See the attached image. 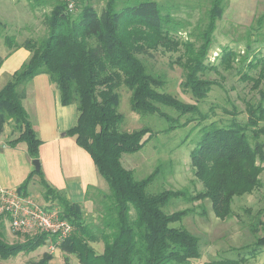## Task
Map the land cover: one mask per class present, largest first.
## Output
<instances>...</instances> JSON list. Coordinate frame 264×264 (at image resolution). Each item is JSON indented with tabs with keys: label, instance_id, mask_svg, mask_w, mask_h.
I'll list each match as a JSON object with an SVG mask.
<instances>
[{
	"label": "trees",
	"instance_id": "obj_1",
	"mask_svg": "<svg viewBox=\"0 0 264 264\" xmlns=\"http://www.w3.org/2000/svg\"><path fill=\"white\" fill-rule=\"evenodd\" d=\"M27 1L36 6L44 2ZM117 1L108 0L101 13L85 4L73 14L58 0L48 17L46 38L20 44L13 37H5L11 53L25 48L31 56L0 90V134L6 123H12L21 134L9 141V145L15 147L21 142L26 143L32 159H39L42 141L23 101L27 84L36 76L47 74L58 87L62 105L77 103L78 121L66 134L90 154L110 190L104 195L108 199L104 213L100 212L102 225L94 227L86 221L82 205L71 202L64 193L53 188L45 180L42 170H34L18 187L21 194H28L29 184L38 174L45 200L56 202L61 216L75 227L72 236L58 248L75 256L79 264H191L201 257L200 239L181 223L192 211L182 209L167 213L164 208L172 200L209 201L215 216L225 220L233 212L236 197L251 194L261 186L264 89L262 101L248 103L246 121L237 119L236 109L224 111L233 115V119H214V108L211 109L213 113H206L197 103H187L160 91L165 81L149 73L136 54L160 47L172 50L182 45L174 36L183 24L170 13H163L155 0L125 8H118ZM227 2L212 0L208 23L201 34L203 43L197 49L189 43L185 50L187 75L183 86L197 101L204 100L212 90L214 82L203 79L201 74L209 68L206 60L213 33ZM2 27L4 24L0 21ZM224 51L229 52L228 60L235 59L230 51ZM3 61L0 55V68ZM259 65L258 76L252 78L256 88L261 82L264 85V59L250 62L252 69ZM122 85L131 92L132 111L140 115H157L168 123L166 132L192 123L198 128L197 146L190 157L194 176L203 186L201 191L194 195L186 189L149 193L147 187L160 169L138 180L134 172L124 166L123 155L140 151L156 133L149 127L131 132L119 129L124 115L118 111L120 95L117 89ZM163 108L177 116L163 111ZM183 117L185 121H182ZM5 222V217L0 215L1 259L30 254L47 244L45 234L25 236L24 241L9 243L3 231ZM97 242L104 244L101 253L92 246ZM233 251L236 259L215 263L243 264L257 258L264 252V234L256 237L253 243ZM52 257V253L46 252L32 264H50Z\"/></svg>",
	"mask_w": 264,
	"mask_h": 264
},
{
	"label": "rangeland",
	"instance_id": "obj_2",
	"mask_svg": "<svg viewBox=\"0 0 264 264\" xmlns=\"http://www.w3.org/2000/svg\"><path fill=\"white\" fill-rule=\"evenodd\" d=\"M57 1L44 0L41 5L36 6L27 0H0V21L4 24V27L0 28V54H9L11 51L5 42L6 36L13 37L20 44L27 40L40 41L46 38L49 32L48 17ZM143 1L145 0H118L117 7L125 8ZM155 1L159 3L163 13H170L182 22L183 28L174 39L185 45L172 50L160 47L136 54L149 73L165 81V86L160 91L170 93L187 103H197L206 113H210L214 108V119H233V115L224 111L233 112L236 109L237 119L246 121L248 103H258L263 99V83L256 88L252 80L258 76L261 65L252 69L250 62L264 59V0H228L213 33L211 49L206 60L209 68L201 74L203 79L214 82L211 92L202 101H197L183 86L187 75V69L184 67L187 59L185 50L189 43H192L195 49L203 43L201 34L208 23L212 0ZM107 2L108 0H85L71 13H78L85 4L91 5L101 13ZM225 49L234 54L235 59L228 60L229 52H225ZM117 92L120 95L118 111L124 115L119 129L131 132L149 127L156 133L140 151L123 155L124 166L132 170L138 180L146 178L157 168L160 169L154 181L147 187L149 193L186 189L194 195L201 191L203 186L194 176L190 157L191 151L197 146L198 128L192 123L187 127L166 132L168 123L157 115H140L132 111L131 92L126 86L122 85ZM163 111L177 116L167 108H163ZM182 121H185V117ZM261 165L264 167V161ZM260 178L259 188L251 194L235 198L233 212L225 220L215 216L209 201L172 200L164 208L167 213L182 209L192 211L181 223L182 227L200 239L201 257L193 260L191 264H216L215 262L224 259H236L234 248L251 244L256 237L264 234V168ZM105 185L104 191L91 192L92 204L83 207L86 221L94 227L102 225L100 212L104 213V205L108 203V199L104 197L110 193L106 181ZM38 189L41 194V189ZM32 190L33 195H38L37 191H34L35 188ZM38 200L46 207L56 205V202L47 201L45 198ZM5 224L3 231L9 243L25 240L13 233L6 222ZM92 246L98 253L103 252V242L92 243ZM46 252L53 255L50 264H79L75 256L62 252L58 247L53 250L48 244L30 254H20L7 260L0 258V264H32L38 262ZM243 264H264V252Z\"/></svg>",
	"mask_w": 264,
	"mask_h": 264
},
{
	"label": "crops",
	"instance_id": "obj_3",
	"mask_svg": "<svg viewBox=\"0 0 264 264\" xmlns=\"http://www.w3.org/2000/svg\"><path fill=\"white\" fill-rule=\"evenodd\" d=\"M30 54L25 48L0 54L4 59L0 68V90L29 60ZM23 104L42 141L39 160L45 180L71 202L82 207L91 205V192L104 191L106 185L90 154L66 134L78 121L77 104L62 105L58 87L47 74H40L27 84ZM20 134L9 122L0 134V186L3 188L18 189L35 170L26 143L21 142L15 147L9 145V141ZM40 181V176H33L27 192L33 195L32 189L37 191L39 188L41 194L37 191L38 195L33 196L44 200Z\"/></svg>",
	"mask_w": 264,
	"mask_h": 264
},
{
	"label": "built area",
	"instance_id": "obj_4",
	"mask_svg": "<svg viewBox=\"0 0 264 264\" xmlns=\"http://www.w3.org/2000/svg\"><path fill=\"white\" fill-rule=\"evenodd\" d=\"M60 1L69 12H73L85 0ZM0 215L18 236L47 235V244L53 250L69 239L75 230L72 223L61 216L58 205L43 206L35 196L21 194L15 188L0 186Z\"/></svg>",
	"mask_w": 264,
	"mask_h": 264
},
{
	"label": "water",
	"instance_id": "obj_5",
	"mask_svg": "<svg viewBox=\"0 0 264 264\" xmlns=\"http://www.w3.org/2000/svg\"><path fill=\"white\" fill-rule=\"evenodd\" d=\"M35 171L39 172L41 170V163L39 159L33 160Z\"/></svg>",
	"mask_w": 264,
	"mask_h": 264
}]
</instances>
